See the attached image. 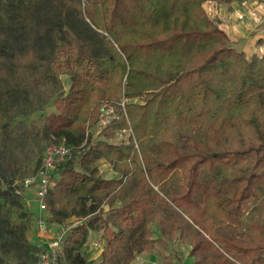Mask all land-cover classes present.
I'll list each match as a JSON object with an SVG mask.
<instances>
[{"label": "trees", "instance_id": "obj_1", "mask_svg": "<svg viewBox=\"0 0 264 264\" xmlns=\"http://www.w3.org/2000/svg\"><path fill=\"white\" fill-rule=\"evenodd\" d=\"M206 1L235 0H0V103L42 113L54 101L44 135L71 149L43 214L64 229L60 264H86L93 232L97 264L171 245L190 264H264V54L234 47ZM103 106L116 117L92 138ZM1 169L0 264H35L40 213L17 192L29 177Z\"/></svg>", "mask_w": 264, "mask_h": 264}, {"label": "rangeland", "instance_id": "obj_2", "mask_svg": "<svg viewBox=\"0 0 264 264\" xmlns=\"http://www.w3.org/2000/svg\"><path fill=\"white\" fill-rule=\"evenodd\" d=\"M9 1L17 0H1V3L3 4ZM217 6L218 4L213 6V8L208 7V9L211 10L210 15L215 19L218 15ZM260 13L262 14L264 12L261 11ZM253 16L255 17V15ZM6 18V11L0 8V21ZM258 20L260 21L262 19ZM252 54L251 52L246 55L250 58ZM259 55H263V53L260 52ZM68 80L69 78L67 75L62 76L65 91H67L69 87ZM0 106H2L0 107V174L6 175L1 168H4L7 163L12 162L18 165V169L16 173L10 174L7 178L21 180L22 178L31 177L37 170V164L44 156L43 152L54 142L45 137L43 121L45 115L55 111V102H49V104L43 108L42 113L41 111H27L23 106L16 107V105H14L13 107L11 102L4 105L0 103ZM98 122L101 123V121ZM98 122L94 128L89 130V133H92V138L104 127V125ZM130 134L131 130L129 129L119 131L116 136L112 138V141L118 143L124 139L126 140ZM99 165H101L100 168L103 169L105 176H108L109 173L112 172L110 165L107 163L102 161ZM30 205L37 217L39 214L37 203L30 199ZM153 229L155 228L153 227ZM37 235L41 236L40 234ZM39 238L41 239L38 242L44 240L42 236ZM30 239L32 238H29V241L34 244ZM87 241L88 242L82 247L80 252L85 256L86 264H97L101 258L99 251L103 248L104 242L101 233H91ZM176 250L177 252L175 253L172 245L164 250L157 248L154 252L141 254V256L136 258L131 264H165V256L171 257L174 260V264H190L193 261V258L188 254L189 247L187 245L178 246ZM8 264H18V260L16 258H10Z\"/></svg>", "mask_w": 264, "mask_h": 264}, {"label": "built area", "instance_id": "obj_3", "mask_svg": "<svg viewBox=\"0 0 264 264\" xmlns=\"http://www.w3.org/2000/svg\"><path fill=\"white\" fill-rule=\"evenodd\" d=\"M216 4L210 1L204 3L205 10L208 14H211V10L208 7L213 8ZM211 16V15H210ZM101 125H107L111 119L115 118V109L112 106H103L101 108ZM42 161L38 167L37 173L23 181V186L18 188V193L23 194L26 192L31 193L32 199L38 205L39 216L35 221V228L37 232L45 238L44 247L40 250L38 254V259L35 264H60V247L62 245V237L64 229L58 233L52 232L53 229L48 227L47 222L43 214L47 208L46 204V194L48 190L52 187L51 173L61 168L65 162H67L71 157V149L68 145L63 143H51L44 151ZM70 219L67 223L73 221ZM64 227L68 228V224Z\"/></svg>", "mask_w": 264, "mask_h": 264}, {"label": "crops", "instance_id": "obj_4", "mask_svg": "<svg viewBox=\"0 0 264 264\" xmlns=\"http://www.w3.org/2000/svg\"><path fill=\"white\" fill-rule=\"evenodd\" d=\"M217 11L220 28L231 37L234 47L247 55L251 52L264 54V13H260L264 12V3L235 0L218 5Z\"/></svg>", "mask_w": 264, "mask_h": 264}]
</instances>
